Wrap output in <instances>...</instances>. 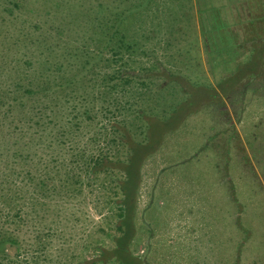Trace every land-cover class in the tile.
I'll use <instances>...</instances> for the list:
<instances>
[{
	"label": "rangeland",
	"instance_id": "obj_1",
	"mask_svg": "<svg viewBox=\"0 0 264 264\" xmlns=\"http://www.w3.org/2000/svg\"><path fill=\"white\" fill-rule=\"evenodd\" d=\"M200 2L206 10L221 5V13L234 29L237 27L234 20L240 8L230 0H29L23 9L0 10V110L5 111L0 129L8 125L13 130L10 142L7 128L0 130V181L14 179V125L27 131L29 111L43 109L42 117L36 115L30 129L40 133L33 135L34 146L28 147L33 162H19L38 173L36 163L43 153L48 163L55 165L52 173L56 172L58 183H65L59 167L65 171L73 165L72 149L92 137L113 111L138 134L144 121L137 120L135 109L167 117L183 101L185 94L176 81L168 79V73L182 82L187 79L186 85L190 79L215 91L222 77L234 70L240 49L211 55L203 33L210 15L200 12ZM21 27L33 28L31 37L42 40L20 49L14 45V31ZM115 31L120 36L124 33L133 48L116 54ZM225 41L229 42L228 36ZM27 58L34 63L32 67ZM121 63L143 75L116 79L118 86L112 87L109 82ZM155 65H161L162 70H153ZM40 70L44 80L54 83L53 77L59 76L69 84H47L48 90L23 96L18 103V98L14 99L20 97L17 85L36 83ZM197 87L188 86L194 94L190 107L197 113L168 132L157 151L143 161L132 250L148 264H264V98L248 92L244 100L232 104L220 93L211 98L204 94V102L196 106L201 99L196 97ZM74 96L77 110L90 107L96 116L90 119L83 114L75 133L63 136L57 132L58 125L67 121ZM242 104L244 111L238 120L234 110ZM197 115L208 120L206 125L213 124L215 131L227 126L225 115L233 118L236 135L249 155L247 164L233 153L225 154V147L219 144L191 159L200 141L191 132L203 126ZM110 139L111 135L108 143L101 139L98 147H109L120 155L123 150ZM21 141V147L25 146V136ZM16 166L22 169L21 164ZM74 170L76 174L81 171ZM103 178L78 183L74 196L67 192L46 201L53 207L68 208L69 222L56 215L52 220L59 228L68 222L64 231L70 234L64 235L69 241L63 243L64 235L55 233L52 246L54 250L68 247L62 254L72 252L76 261L90 255L88 249L95 242L114 245L108 233L116 232L115 213L108 200L115 189ZM59 219L61 223L56 222Z\"/></svg>",
	"mask_w": 264,
	"mask_h": 264
},
{
	"label": "trees",
	"instance_id": "obj_2",
	"mask_svg": "<svg viewBox=\"0 0 264 264\" xmlns=\"http://www.w3.org/2000/svg\"><path fill=\"white\" fill-rule=\"evenodd\" d=\"M28 1L0 0L2 3L0 10L11 13L14 10L25 8ZM230 3H235L236 7L240 8L239 14L234 20V24L237 25L235 29L234 25L221 13V5H212L213 8L207 7V10L212 12L207 14L206 6L201 2L198 3L200 4V12H203L204 16L210 15V20L205 26L207 29L203 30V33L208 51L213 53L211 55L214 57L224 52L232 53L235 49L236 51L240 49L239 56L235 58L234 70H231L229 75L222 77L215 91H212V86L190 79L186 85L187 79L183 78L184 81L182 82L176 78L175 74L168 73V79L176 81L185 94L182 98L183 101L177 103L178 105L172 108L173 111L167 117L146 115L145 113L149 112L145 109H135L137 120L144 121V127L142 130L140 129L139 133L137 132L138 134L132 127H129L128 121L118 118L116 112L113 111L112 116H109L108 120L100 125L99 130L92 137L86 138L82 144L77 143V147L72 149L73 165L70 164L71 167L65 171H62L61 166L59 167L58 173L65 175V183L61 182L62 179L61 183H58L56 172L52 173V168L55 165L51 166L43 153L41 160L36 163L37 168L35 170L38 173L33 172L31 167H26L19 162L20 160L27 164L33 162L31 160L33 155L28 147L34 146L33 135L39 134L40 131L32 133L30 129L33 127L35 116L42 117L43 109L27 112H31L27 131L26 129L19 130L16 128L17 125H14V179L8 181L6 178L0 181V264H148L142 255L132 250V245L137 237V194L142 178V164L146 157L157 151L163 137L168 132L180 128L190 115L197 113L195 108L190 107L193 104L194 94L188 90L189 84L198 85L195 93L198 91L196 97L201 99L196 106L204 102V94L211 98L210 96L219 97L220 93V96L224 95L232 104L236 99L237 101L239 98L240 101L244 100L248 92L264 98V0H230ZM38 28L42 29L40 25ZM32 32L33 28L29 31L23 27L15 30L14 45L21 49V46H33L42 40L31 37ZM114 33L116 54L133 48V42L128 43L124 33L121 36L118 31ZM226 36L229 38L228 43L225 41ZM9 37L10 34H6V38ZM26 62H29L28 58ZM126 65L121 63L115 67L114 75L109 82L112 87L118 86L116 79L125 80L128 77L127 80H130L133 76L143 75V73H139L136 69H131ZM156 69L161 71V65L153 66V70ZM40 72L38 73L41 77L36 83L31 81L29 84L21 85L22 87L17 85L20 97L16 96L14 99L18 98V103L23 101V96L33 97L48 90L47 84L52 87L55 84H69L68 81L64 82L59 76L53 77L54 83L48 79L44 80L43 71L40 70ZM150 74L152 73L150 72ZM74 82L76 79H73ZM59 87L61 86L56 87V89ZM75 99L74 96V103L67 121L58 125L57 132L63 136L75 133V126L80 125L83 114L90 119H94L96 116L93 115L95 112L90 107H86L84 111L77 110L78 101ZM211 104H217V102ZM243 107V104L239 109L234 107V114L238 120L244 111ZM3 113H5L4 109L0 110V116ZM197 117L203 126L191 132L200 138V141L197 142V146H199L191 153V159L199 158L198 156L204 153L209 146L213 148V144H219L225 147L223 149L225 154L233 153L236 157H240L243 163L247 164L249 155L245 145L236 135L233 118L225 115L224 120L227 126L215 131L213 124L206 125L204 123L208 121L206 118L200 119L198 115ZM214 119H216L215 114ZM7 126L4 125L0 130L7 128V141L10 142L9 138L13 139V130L8 129ZM204 127H209V130ZM109 135H111L110 140L118 146V150H123L120 155L112 153L109 147H98L101 139L108 143ZM24 136L26 139L25 146L21 147V140ZM235 138L236 141H234ZM18 163L21 164V170L17 169ZM74 168L81 169V171L76 174ZM100 178L108 181L112 186L111 188L115 189L114 194L109 195L108 200L111 205L110 209L115 213L113 228L116 232L108 233L114 245L108 247L103 243L95 242L91 249H88L90 255L86 253L76 261L72 257V252L69 255L62 254V251L68 247L63 246L54 250L52 246L55 233L66 236H68L67 233L70 234L69 230L64 231L69 226L68 208L53 207L52 203L46 201L49 197L58 199L60 194L67 195V192L68 195L74 196L78 183L87 182L89 184ZM64 187H66V191L63 190ZM55 215L57 218L68 220L63 228H59L53 223L52 217ZM56 222L61 223L62 221L59 219ZM65 235L63 236L64 242L63 239H60L59 242L69 241Z\"/></svg>",
	"mask_w": 264,
	"mask_h": 264
}]
</instances>
